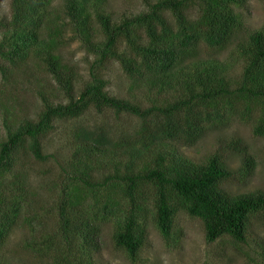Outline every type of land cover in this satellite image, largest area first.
<instances>
[{"label": "trees", "instance_id": "16d2710c", "mask_svg": "<svg viewBox=\"0 0 264 264\" xmlns=\"http://www.w3.org/2000/svg\"><path fill=\"white\" fill-rule=\"evenodd\" d=\"M143 1L141 12L115 19L107 0H62L61 12L54 0H10L0 53L4 45L12 61L33 54L65 100L42 94L37 118H21L0 133V264H13L3 248L32 192L22 172L9 174L22 153L47 160L42 139L55 123L90 109L128 113L142 123L116 140L102 130L76 131L77 147L58 185L57 227L37 237L36 218L24 217L32 231L26 246L49 264H95L91 255L100 249L104 223L113 224L115 244L137 263L150 223L171 245L179 210L202 220L210 243L221 236L246 243L253 221L264 219V190L232 193L224 186L255 172L256 160L242 139L226 143L227 151L240 156L237 170L224 151L197 162L180 149L236 118L252 121L253 133L264 138V30H248L235 41L246 28L237 9L248 0ZM194 8L197 15L190 17ZM67 27L95 55L78 92L77 71L58 53ZM232 45L233 59L243 65L237 76L229 74V61L201 56L202 46L222 52ZM111 61L134 78V86L146 87L149 105L106 90L104 71Z\"/></svg>", "mask_w": 264, "mask_h": 264}, {"label": "rangeland", "instance_id": "374dc122", "mask_svg": "<svg viewBox=\"0 0 264 264\" xmlns=\"http://www.w3.org/2000/svg\"><path fill=\"white\" fill-rule=\"evenodd\" d=\"M107 9L115 19L132 15L144 10L143 0H107ZM54 9L62 11V0H54ZM241 14L245 29L237 34L235 41L246 35L248 30H264V0H248L247 4L237 9ZM190 17L197 15L194 8ZM10 0H0V40L4 23L10 21ZM0 53V133H5L7 126L21 118H37L43 106L42 94L53 102L65 100L59 92L51 75L44 66L30 55L25 61H12ZM228 47L216 52L202 46L201 56H214L230 62L229 74L237 76L242 71V62L233 59L232 50ZM58 53L62 60L77 71V92L89 80V67L95 58L75 37L69 27L66 28L63 45ZM108 80L106 90L114 96L134 99L149 105L146 87L132 84L134 78L128 76L116 61L108 63L105 71ZM141 120L128 113H116L111 109L97 112L90 109L82 116L69 121H57L55 127L43 139V152L48 155L44 161L35 160L27 154H21L16 170L25 175L31 188L29 213L36 218L37 237L52 233L57 227L55 203L58 185L63 178L64 169H68L72 154L77 147L76 131L79 129L102 130L113 140L135 133ZM230 139H242L256 160L255 172L249 178H230L225 188L232 193L264 190V138L253 133V122L236 118L230 126L221 130H210L194 145L181 146V151L193 161L203 162L208 156L224 151L227 161L233 170L240 165V156L226 150ZM22 216L11 233L3 251L6 259L13 264H49L47 257H41L26 246L25 240L31 236L30 227ZM177 236L171 245L166 244L161 232L153 224L148 226V241L141 252L137 263H132L124 249L113 240V224L104 223L101 227L100 249L91 257L95 264H264V219L257 217L250 228L246 243H236L228 236H221L214 242L205 239L204 225L201 219L179 210L175 216ZM38 221H40L38 223ZM92 254V253H91Z\"/></svg>", "mask_w": 264, "mask_h": 264}]
</instances>
